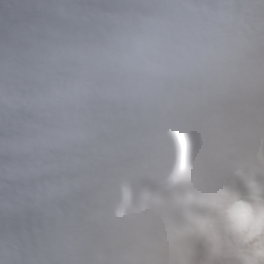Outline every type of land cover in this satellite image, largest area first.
Returning <instances> with one entry per match:
<instances>
[{"label": "clouds", "instance_id": "obj_1", "mask_svg": "<svg viewBox=\"0 0 264 264\" xmlns=\"http://www.w3.org/2000/svg\"><path fill=\"white\" fill-rule=\"evenodd\" d=\"M0 264H264V0H0Z\"/></svg>", "mask_w": 264, "mask_h": 264}]
</instances>
